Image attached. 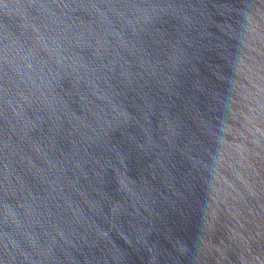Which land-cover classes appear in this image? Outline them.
I'll list each match as a JSON object with an SVG mask.
<instances>
[{"label": "water", "instance_id": "obj_1", "mask_svg": "<svg viewBox=\"0 0 264 264\" xmlns=\"http://www.w3.org/2000/svg\"><path fill=\"white\" fill-rule=\"evenodd\" d=\"M0 264H264V0H0Z\"/></svg>", "mask_w": 264, "mask_h": 264}]
</instances>
